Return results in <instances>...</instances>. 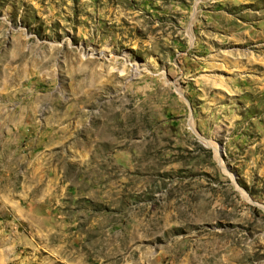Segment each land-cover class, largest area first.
I'll use <instances>...</instances> for the list:
<instances>
[{"label":"rangeland","instance_id":"374dc122","mask_svg":"<svg viewBox=\"0 0 264 264\" xmlns=\"http://www.w3.org/2000/svg\"><path fill=\"white\" fill-rule=\"evenodd\" d=\"M0 264H264V0H0Z\"/></svg>","mask_w":264,"mask_h":264},{"label":"bare ground","instance_id":"6f19581e","mask_svg":"<svg viewBox=\"0 0 264 264\" xmlns=\"http://www.w3.org/2000/svg\"><path fill=\"white\" fill-rule=\"evenodd\" d=\"M18 52L20 53L21 52V50L20 49H18ZM112 61H114L115 59L112 57V59H111ZM94 61H96V60H94ZM112 61H109V62H111L112 63ZM115 62V61H114ZM125 69V68H124ZM126 70V69H125ZM124 71V70H123Z\"/></svg>","mask_w":264,"mask_h":264}]
</instances>
